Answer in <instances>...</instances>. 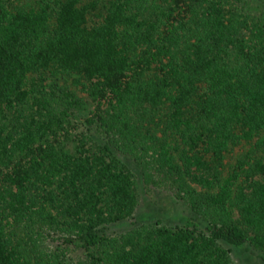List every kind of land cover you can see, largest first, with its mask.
Segmentation results:
<instances>
[{
  "label": "trees",
  "instance_id": "16d2710c",
  "mask_svg": "<svg viewBox=\"0 0 264 264\" xmlns=\"http://www.w3.org/2000/svg\"><path fill=\"white\" fill-rule=\"evenodd\" d=\"M139 185L192 215L134 222ZM243 247L264 260V6L0 0V264H234Z\"/></svg>",
  "mask_w": 264,
  "mask_h": 264
},
{
  "label": "rangeland",
  "instance_id": "374dc122",
  "mask_svg": "<svg viewBox=\"0 0 264 264\" xmlns=\"http://www.w3.org/2000/svg\"><path fill=\"white\" fill-rule=\"evenodd\" d=\"M260 6H264V0H251ZM127 164V163H126ZM132 168V172L136 173V167L128 162ZM136 169V170H135ZM134 170V171H133ZM139 204L135 210L134 222L137 223H152L156 220H161V223L167 226H180L192 214L188 209L171 194L156 190L145 189L142 185L138 187ZM129 224V222H127ZM126 221L122 224L113 225L109 228L110 233H121L128 229ZM230 256L234 264H264L261 255L252 248H232Z\"/></svg>",
  "mask_w": 264,
  "mask_h": 264
}]
</instances>
